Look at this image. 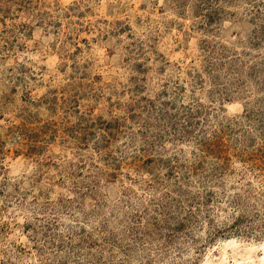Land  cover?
<instances>
[{
  "label": "rangeland",
  "instance_id": "1",
  "mask_svg": "<svg viewBox=\"0 0 264 264\" xmlns=\"http://www.w3.org/2000/svg\"><path fill=\"white\" fill-rule=\"evenodd\" d=\"M264 0H0V264H264Z\"/></svg>",
  "mask_w": 264,
  "mask_h": 264
},
{
  "label": "bare ground",
  "instance_id": "2",
  "mask_svg": "<svg viewBox=\"0 0 264 264\" xmlns=\"http://www.w3.org/2000/svg\"><path fill=\"white\" fill-rule=\"evenodd\" d=\"M264 259V258H263Z\"/></svg>",
  "mask_w": 264,
  "mask_h": 264
}]
</instances>
